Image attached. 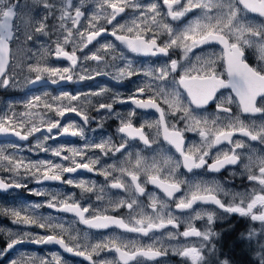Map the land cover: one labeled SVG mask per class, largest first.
<instances>
[{
  "label": "snow or ice",
  "instance_id": "obj_1",
  "mask_svg": "<svg viewBox=\"0 0 264 264\" xmlns=\"http://www.w3.org/2000/svg\"><path fill=\"white\" fill-rule=\"evenodd\" d=\"M34 4H42L47 15L39 21L24 13L19 15L16 11L18 5L11 3V0H0V86L9 87L14 83V77H9L10 69V44L13 42H32L35 38L43 36L50 38L48 17L55 12H59V27L51 33L57 36L55 48L45 49L41 54V61L52 56L55 59H65L70 62V67L63 69L50 67L46 63H29L27 70L35 73L34 78L28 79V84L39 83L47 79L51 84L56 85L61 82H72L73 76L70 74L72 68L78 64L77 51L83 52L98 37L106 34L108 29L105 25H97V21L103 19L106 25H112L113 21L126 9H131L135 18L131 24H121L113 26L110 35L124 46L129 52L140 56H163L168 61L160 67H134L133 61L127 59L123 53L119 57L124 61L123 67L113 65V72L96 71L95 76H111L112 80L120 83L133 76L143 75L150 78L152 83L137 86L134 93L127 98H121L119 94L111 97V102L99 103L96 111L104 110L109 116H114L120 121L117 132L122 134L123 142L118 146L111 142V138L103 139L99 143H85L82 148L63 147L44 148L42 142L38 141L37 147L42 151H50L53 156L60 157L64 161H70L71 166L62 163H54L51 160H39L36 162L24 163L22 159H14L5 154V150L0 148V167L8 165V171L16 177H30L38 183L41 181H58L64 184L75 186L81 189L82 195L90 193L95 188V182L73 178L64 179V173H76L78 170L88 172L99 171L106 180L112 177V172L117 171L121 175L112 179L109 185L112 189L123 190L130 199H119L109 201L113 209L127 208L129 212L139 209L135 215H131L130 221L116 216L105 215L100 212L86 216L90 206L82 207L79 202H72L75 194L59 199L61 193H51L47 190H32L37 196H49L46 206L61 212L72 213L79 222L90 229H108L115 226L124 232L136 233L142 237L155 236L150 244H142L136 240L124 239L117 235L107 237L92 243L89 234L85 232L83 236H71V245L66 243L62 234L69 232L63 223H53L50 216H37L35 210L44 205L33 204L21 206L19 209H3L5 214L13 217V223L20 225H35L41 229L50 230L53 234L32 237L28 233L18 235V238L11 239L0 256L5 255L16 245L31 242L35 244H56L75 256L83 257L91 264H146V261H160L166 258L169 253L179 257L187 258L191 264H210L206 258V253H214L212 240L218 234L213 230L214 220L218 219L215 212L200 210L195 211V215L188 221V227L182 232L163 230L169 227L179 229L182 223L180 216L176 212L184 213L193 209L197 203L212 204L223 210V213L239 214L252 221L264 223V211L259 214L254 213L258 206L264 209V154H258L257 150L249 149L248 153L243 150L248 148L244 140L234 139L239 134L249 141H259L264 144V121L257 124L255 120L245 123L239 116L233 115V105L241 113L264 117V106H258L259 101H264V63L260 67L251 66L246 59V50L253 49L258 53V59L264 62V23L257 24L247 19L248 13L257 14L264 18V0H153L146 6L138 0H94L96 11L89 19V26L82 31L77 25L81 18L85 16L82 8L87 0H79L78 5L73 0H58L57 3L50 0H33ZM162 9H166L163 11ZM110 10V11H109ZM198 13L194 19L189 21L182 29H175L171 23L165 22L168 18L171 21H180L189 13ZM138 13V15H135ZM17 18L19 24L13 25V19ZM70 22L71 26H68ZM21 33L18 36L16 33ZM123 32L124 34H118ZM159 41V43H158ZM72 44L71 52L65 50V46ZM218 44L221 46L220 56L209 53L205 56L196 55L195 62L191 55H195V49L203 46ZM115 44L105 43L101 45L97 52L91 55H84L83 62L95 61L98 64L105 60L104 55L97 54L100 51L107 53L115 49ZM180 50L181 59H172L171 53ZM218 62L220 68L217 67ZM183 69L181 73L180 70ZM87 71V69H85ZM178 76V78H176ZM92 76H79V80L92 79ZM226 90L227 94L224 91ZM110 92L107 87H101L98 91L90 93L94 97L103 96ZM234 94V95H233ZM147 98H141L143 96ZM54 101L67 100L65 106L46 103L44 108L54 111L59 118H64L66 114L75 113L80 117L82 125L75 122L61 125V119H55L46 123V131L49 135L44 136V142L55 139L56 136L70 135L73 137L85 138V126L90 120L86 112L80 111L72 106L73 101L80 99L79 94L71 95L62 92L59 96L52 97ZM34 101L36 103H34ZM41 101L40 96H34L28 100L26 107L31 110L38 106ZM116 103H131L134 108L127 113V118L114 111ZM163 105L167 106V111ZM209 104H215L216 112L212 116L203 114L201 110ZM11 108V106H9ZM136 109L155 110L158 119L154 123H148L147 127L155 129V139H150L144 131L145 125L135 127L132 117L136 114ZM184 124L183 129L177 128L176 124L169 125L168 116L176 118ZM34 113L29 111L16 118V114L5 113L0 116V135L14 136L21 141H27L29 136L41 132V128L35 123H31ZM26 124H31L23 132ZM102 128L103 125H98ZM56 133L53 135V130ZM95 131V130H93ZM192 132L198 134L200 141L198 144L188 145L185 140V133ZM162 135L163 141L179 154V158L165 153L159 145L158 139ZM130 140L140 141L145 148L157 153L151 160L144 157L140 151L128 152ZM229 145L228 150H218L213 156V149H217L224 144ZM155 145V147H154ZM18 149V145H12ZM99 150L102 156H115L119 153H128L124 160L120 161V166L109 165L106 168L97 170L96 165L100 164V157L91 158L87 156L89 151ZM67 151L69 155H62ZM135 157L134 162L132 157ZM87 159V162H78ZM211 159V163H209ZM246 161V162H245ZM243 163L244 172L247 179L257 182L259 191L255 188L250 192L229 193L215 180L212 181H189L179 178L180 169H185L192 173L196 169L207 168L210 172H219L226 166H235ZM23 169V172H21ZM141 175L145 177L141 182ZM128 177L130 180L122 179ZM163 177V178H162ZM146 184H151L160 189L168 199H160L155 193L149 194L146 191ZM185 191L178 199L176 193ZM27 187L19 179L6 182L0 179V189ZM103 192L104 189L99 190ZM231 196L233 203L225 204L220 195ZM147 196L150 203L147 207L150 211H144V207L138 198ZM97 200L103 199L97 195ZM239 202H235V201ZM174 202V208L170 203ZM208 225L207 230L201 231L192 226L191 219H205ZM57 230L60 234H56ZM199 238L195 244H169L167 241H178L179 238ZM102 252H114L116 258L113 260H96ZM52 260L55 264H67L58 254H53ZM11 264H20L19 260H12ZM40 264H51L47 260H40ZM217 264H229L227 260L219 261Z\"/></svg>",
  "mask_w": 264,
  "mask_h": 264
},
{
  "label": "rangeland",
  "instance_id": "obj_2",
  "mask_svg": "<svg viewBox=\"0 0 264 264\" xmlns=\"http://www.w3.org/2000/svg\"><path fill=\"white\" fill-rule=\"evenodd\" d=\"M143 0H138L139 3L143 4ZM50 2L57 3L58 0H50ZM153 2V0H149L148 4ZM186 2V0H185ZM74 4L78 5L79 0H74ZM144 5V4H143ZM147 4H145L146 6ZM131 10V9H130ZM82 11L85 12L84 20L85 24L83 26H80V24L77 25L82 31L86 30L89 26V19L93 15V13L96 11L94 0H87V3L82 8ZM110 11V10H109ZM131 12H133L131 10ZM17 13L19 15H23L24 13H30V15L35 19V21H39L42 17L47 15L46 10L43 8L42 4L37 5L34 4L33 0H21L17 7ZM135 16H128V19H126V16H122L121 20L115 24V26L118 27V25L121 24H131L132 19H134ZM251 21V20H250ZM98 26L100 25H106V22L101 19L100 21L96 22ZM19 24V20H16V25ZM47 24L49 27L50 32V38L49 37H37L34 39L35 43L32 46L30 42H23V43H17L19 49L21 50V58L18 62L15 63V66L10 68L9 71V77H14V83L11 84V86L8 88L6 92L13 94V96H9L8 98H5L3 96H0V116H3L5 113L8 115H12V113L16 114V118H20L22 114L28 113L29 111L33 112L35 115L31 121V123H35L38 127L43 128L47 122L58 119L55 115L54 111H48L44 108V104L51 103L53 104V107L55 108L57 105L59 106H65L69 103L67 100L63 101H54L52 97L59 96L62 92H68L71 95H77L79 96H88L86 99H80L77 101H73L72 106L77 107V109H80L84 112H86L90 117H92L93 112L96 109V103L92 101V98L90 93L98 91L101 87H107L110 89V92L105 93L103 96L96 97L99 100L103 101L102 98H111L112 96L116 95L117 93L121 98H126L127 95L134 93V90L137 86H143V84L146 83H152L150 78H147L143 75H137L133 76L130 79H126L120 83H123V86L119 85H111L109 83L104 84L103 80H101L102 76L106 75H100L95 76L96 71H106V72H113L114 68L113 65L116 67H123L124 61L120 59H113V57H119L117 53L115 54L113 50L108 51L105 53L104 51H100L97 54L104 55L105 60L103 63H97L95 61H87L83 62V56L84 55H91L93 52H97V50H92L91 48L84 49L83 52L77 51V54H80V61L81 65L78 69L71 70L70 74L75 77L74 80L69 82H61L59 83V87H39V89H32L30 90V86L27 83L28 79L34 78L35 73H29L27 70V57H24L22 51H34L35 52V62L37 63V60L41 63H46L50 67H56L63 69L65 67H70V64L65 61H57L54 59V57L49 56L44 61H41V54L45 51V49L50 48L52 51H54L55 47V41L57 40L56 35H52L51 33L55 32L59 27V12H55L53 15L48 17ZM68 26L70 25V22H68ZM19 33V32H18ZM19 36H21V33H19ZM21 40H23V37L21 36ZM65 48L69 49V52L72 51V44H69L65 46ZM100 49V47H99ZM66 50V49H65ZM128 59V58H127ZM132 60V59H130ZM134 67L140 68V67H160L164 63L168 62V59H162L160 63L153 64V63H137L135 59L132 60ZM35 63V64H36ZM87 69V71H85ZM78 73V74H77ZM92 76V79H85L83 81H80L78 78L79 76ZM111 77V76H106ZM134 77L137 79L134 80ZM94 78H97L96 81H94ZM47 80V79H44ZM34 96H40L41 101L38 103V106L34 109L29 110L26 105L28 100H30ZM34 103H36L34 101ZM11 106V108H9ZM115 112L120 113L123 117L126 118V115H124L123 110L121 107L115 109ZM95 116V115H94ZM93 116V118H94ZM97 118L100 120L99 124H95L92 120H90L89 127H85V138L81 139L78 137L76 140H73V143H56L55 145L48 146L47 140L44 142V136H47L48 134H43L41 138L36 137L33 138V144L30 146L27 144H19L18 149H14L12 145L15 144H5L0 145V148L5 150L6 155L12 156L14 159H22L24 163L29 162H36L39 160H51L52 162L56 163L57 161H60L65 166H70V161H64L60 157H55L52 155L50 151H42L40 148L37 147L38 141L42 142V146L44 148H55V147H63L65 149L69 147H77L82 148L85 143H95V141L98 139V142H101L103 139H109L111 138V142L115 144L116 146L119 145V143L123 142L122 139L118 138L119 143L114 142V137L117 136L116 132L110 127L109 122L107 118H109L108 114H102L100 116H97ZM60 119V118H59ZM73 122V121H72ZM103 125L102 128L98 127V125ZM81 125V123H80ZM31 124H26L25 129H21L23 132L26 130L27 127H30ZM82 126V125H81ZM95 130V131H93ZM53 135L56 133V130L53 131ZM34 153L35 155L39 156L36 160H32V157H34L30 153ZM62 155H69L67 151H64ZM88 157H100L101 159L111 157L109 156H102L99 150L95 151H89L87 153ZM115 156H119L121 158H124L126 156V153L122 156L119 153L115 154ZM77 160H81V158L77 157ZM65 162V163H63ZM8 165L5 164L3 167H0V177L5 180L6 182H10L14 179H19L21 183L25 184L27 187L24 188H14L10 191H3L0 193V238L2 240L10 242L11 239L18 238V235H22L23 233H28L32 237L36 236H42V235H50L53 234L50 230L47 229H41L35 225H20L13 223V217L11 215L5 214L2 210L3 209H19L21 206H28L33 204H41L44 205L41 208L35 210V214L37 216H50L52 217V222L56 223L57 220L63 222L62 216L59 215L56 212L49 211L46 209L48 208L46 206L47 201L50 199L49 196H47L49 199L45 202L44 198L45 196H37L34 193H32V188L30 187L31 182L36 181L35 179H32L30 177H23L22 179L19 177H16L13 173L9 172ZM21 172H23V169H21ZM244 174H246L244 172ZM70 185H67L66 189H69ZM39 188V187H38ZM44 190V189H41ZM61 190V188H59ZM260 190V189H259ZM51 193H56L58 191L54 190H47ZM61 195H72L71 193H68L66 191H60ZM77 195V194H76ZM234 201L230 198L227 199V204L233 203ZM235 202H239L238 200ZM148 211H150L148 209ZM147 211V212H148ZM259 211H264V209L258 208L257 214H259ZM230 214L225 213L224 219H228ZM250 224L247 226L246 229H244L237 237V242L241 245L243 252L250 257L251 264H264V223L259 221H252L249 220ZM67 228H69L70 231L73 233H67L62 234L63 238L65 239L66 243H69L71 245L72 241L70 240L71 236H83V234H79L75 228V225L73 223H68V225H65ZM206 229V227H204ZM82 233V232H81ZM56 234H60L59 231H57ZM67 236V237H66ZM117 236L114 232H108V233H97L94 236L89 234V237L91 239L92 243H96L98 241H101L104 238ZM138 239V240H136ZM133 240H136L140 243H142V239L134 238ZM149 241V240H147ZM231 249H233V246H231ZM219 251H216L214 247V253L209 252V255L206 256V258L209 259L210 264H217V260L224 261L227 260L229 264H236L232 263L230 256L228 253H224L221 257H219ZM13 254L9 258L6 259L7 255ZM53 254H58L62 260L67 261V264H89L79 261H73L69 256H65L59 249L56 247L44 248H30V247H22L20 249H16L15 251L6 253L3 257L0 256V264H11L12 260H19L20 264H40V260H47L51 262V264H55V262L52 260ZM116 256L114 254H110L109 252H102L99 257H95L96 260H113ZM146 264H171V262L168 261H158V262H151L146 261ZM181 264H191L190 260L185 259V261H181Z\"/></svg>",
  "mask_w": 264,
  "mask_h": 264
},
{
  "label": "flooded vegetation",
  "instance_id": "obj_3",
  "mask_svg": "<svg viewBox=\"0 0 264 264\" xmlns=\"http://www.w3.org/2000/svg\"><path fill=\"white\" fill-rule=\"evenodd\" d=\"M20 1L21 0H11V3L18 5ZM148 1L149 0H143L142 2L145 5V4H148ZM160 2L162 3V0H160ZM182 2H185V0H182ZM16 11H17V8H16ZM163 11H166V9H162V13H163ZM135 15H138V13H136ZM196 15H198V13H196V12L189 13L186 17L182 18L180 21H171V19L168 18L165 22L171 23L175 29H182L189 21L194 19ZM122 16H126L125 20H127L128 16H134V13L131 12L130 9H126L125 13L120 14L116 18V20L113 21L112 25H108L107 33L102 34L101 37H98L97 41H94L91 45L88 46V48H91L92 50H97V49H99V47H101V45H103L105 43H113L116 46L115 49L113 50L115 54L117 53V55H120L121 53H123L124 56L127 57L128 59H132V60L135 59L137 63H142V64L145 62L158 64V63H160V61H162L163 58L168 59L167 57H163V56H140V55H136L134 53L129 52L118 41H115V39L110 35V33H111L113 26H115V24L121 20ZM247 19L251 20L257 24L264 23V18H261L257 14H254V13H248ZM16 20H17V18L13 19L14 31H15V26H16ZM85 20H84V17L81 18V21H83V23L81 22L80 26H83L85 24ZM16 34L19 36L18 32ZM118 34H124V33L118 32ZM30 43L33 46L35 41H32ZM158 43H159V41H158ZM10 49H11V52H10V68H11V67L15 66V63L20 60L21 50L19 49L17 42L11 43ZM65 49H66V51L69 52L68 48H65ZM26 52L27 51H25V50L22 51L24 57H27V64H29V63L35 64L36 63L35 62V59H36L35 52L34 51H31V52L28 51L27 54H26ZM194 53H195V55L190 54L193 62H195L196 55L205 56L209 53H214L216 56H220L221 46L218 44L203 46L201 49H195ZM181 55H182V53L180 50H175L171 53V58L180 60ZM77 56H78V64L73 69H78L81 65L80 54H77ZM246 59H247V62L253 67H260L261 63H264L258 59V53L253 49L246 50ZM55 60H57L59 62H60V60L65 61V62L70 64V62L65 60V59H55ZM37 62H39V60H37ZM168 62H170V61H168ZM217 67L220 68L219 62L217 64ZM220 70L222 71V68H220ZM9 71H10V69H9ZM180 72L182 73L183 69H181ZM74 78L75 77H73V80H74ZM176 78H178V76ZM136 79L137 78L134 77V80H136ZM96 80H97V78H94V81H96ZM101 80L104 81L103 82L104 84L109 83V84L114 85V86H116V85L123 86L124 85L123 83H117L116 81L112 80L111 77L102 76ZM69 83H71V82H69ZM48 85L58 88L60 84L53 85L48 80H42L39 83L29 84L30 90L39 89V87L45 88ZM9 87L0 86V96H3L5 98H8L9 96H13V94L6 92ZM222 91H224L225 94H227L226 90H222ZM132 94L133 93L127 95L126 98ZM87 97L88 96H81V99H86ZM91 98H92V101L96 103V106L99 103L111 102V98H102L103 101L99 100L98 98H96L94 96H91ZM141 98H147V96L145 95ZM161 106L164 107L165 110L167 111L166 105H163L161 103ZM258 106H264V101H259ZM116 107L117 108L121 107V109L124 112V115H126V118H127V113L130 112L134 108V105H132L131 103H116V104H114V111H115ZM232 107H233V115L239 116L240 119L243 120L246 124L251 123L253 120H255L257 124L264 121V117H261L259 114H257L256 116L243 114L240 112V110L235 105H233ZM78 110H80V109H78ZM80 111H82V110H80ZM201 112L203 114L212 116L216 112L215 104H209L205 109L201 110ZM102 114H107V113L104 110H101L99 112H97L95 110L92 114V117L95 115L94 119L92 121L95 122V124H99L100 120L97 118V116H100ZM158 115L159 114L156 113L155 110L136 109V114L134 117H132V123L135 127H140L142 124L145 125V127H144L145 133L147 135H149L150 139H155L156 138L155 137V129L148 128L147 124L148 123H154L158 119ZM179 115L180 114L177 113L176 118H173L171 115H169L167 118L168 123H169V125L176 124L177 128L183 129L184 124L182 121L178 120ZM60 119H61V125L65 124V123H70L72 121L77 123V124L81 123V125H82V121H81L80 117L77 116L75 113L66 114V116L64 118H60ZM107 120L109 122L110 127L117 134V136L114 137V142L118 144L119 143L118 138L122 139V134H119L117 132V128L120 126V121L118 119H116L114 116H109V118H107ZM85 127H89V124ZM43 134H48L45 126L43 128H41V132L35 133L32 136H29V139L27 141H21L18 138H15L14 136L0 135V145L2 146L5 144H15V145L27 144L30 146L31 144H33V141H34L33 138H36V137L41 138L43 136ZM77 138L78 137H73L70 135L56 136L55 139H50L48 141V144H46V145L52 146V145H55L56 143H59V142H61V143H68V142L73 143V140H76ZM234 139H241V140L245 141V143L248 145V148H245L243 150L245 153H248L249 149H255V150H257L258 154H264V144H261L259 141H249L246 137H242L239 134H237L234 137ZM185 140H186V144H188V145L198 144L200 141V137L196 133L187 132V133H185ZM97 142H98V139L95 141V143H97ZM158 143L165 150L166 154L172 155L173 157H175L177 159L179 158V154L176 153L173 148L168 146L166 144V142L163 141L162 135L159 137ZM129 144L131 145V147H129L128 152L134 153L136 151H140L141 154L144 157H146L148 160H151L153 156L157 155V153L153 152L151 149L145 148V146L138 140H130ZM154 147H155V145H154ZM228 148H229V145H227L225 143L224 145L219 146L217 149H213L212 150L213 156L215 155L216 151L228 150ZM30 154H32L34 156V157H32L33 161L39 157L32 152ZM127 155H128V153H126L125 157H127ZM125 157L124 158H121L119 156L107 157V158L101 159L100 164L96 165L95 167L97 170L106 168L109 165H116L117 167H119L120 161L124 160ZM91 158H96V157H91ZM132 159L134 162L135 157L133 156ZM65 162H63V163H65ZM78 162H87V159L79 160ZM211 162H212L211 159H209V163H211ZM56 163H61V162L57 161ZM120 175L121 174L119 172L113 171L112 177L109 178L108 180H106L105 177L99 173V171L88 172L86 170H78L76 173H71V174L64 173V179H68V178H73L75 180L83 179V180L90 182L89 186H91V182H95L96 186H95V188H93V191L90 193H84L83 195L81 193V189H79L75 186H69V189H66L67 184H64V183L58 182V181H41L39 183L37 181H34V182H31L30 187L32 188V190L44 189V190H54V191H58V192L66 191L68 193L75 194L73 197V200H70L69 202L70 203L79 202L82 207L90 206L89 213H86L85 214L86 216L90 217L92 214H94L96 212H100V213L105 214V215L116 216L118 218L125 219L126 221H130L131 215H135L136 212L139 211V209H136L135 211L130 213L127 208L113 209V207L109 203V201L115 202V201H118L119 199H130L129 196L123 190L112 189L109 187V185L112 182V179L118 178V177H120ZM179 178H184V179H187L189 181H196V180L212 181V180H215V181H218L224 187V189L229 193L250 192L254 188L256 191H259L258 183L249 181L247 179V174H244L243 163H238L235 166H226L224 169H221L219 172H210L207 170V168H204V169H196L192 173H188L185 169L181 168L180 172H179ZM0 179H2V178L0 177ZM122 179L130 180V178H128V177H123ZM144 179H145V177L143 175H141V182L142 183H143ZM145 187H146V191L149 194L155 193L162 200L168 199L167 197L164 196L163 192L160 189L156 188L155 186H153L151 184H146ZM59 188H61V190H59ZM101 188L104 189L103 192L99 191ZM12 189H14V188H11L8 190L0 189V193H2L3 191H10ZM184 191H185V189L182 186V191L180 193H176L174 199H178L180 196H182ZM32 193H33V191H32ZM97 195L102 196L103 199L97 200L96 199ZM65 196L66 195H64V194L60 195L59 199L63 200L65 198ZM220 198L222 199V201L226 205H227V199L228 198H230L232 200L231 196H224L223 194L220 195ZM48 199L49 198L47 196H45V198H44L45 202ZM138 200L142 204V206L144 207V211L147 212L149 209L147 207V205L150 203L147 196L139 197ZM170 206L172 208H174V202L170 203ZM258 208H259V206L253 210L254 213L257 212ZM47 210H49V211L51 210V211L56 212L62 216L63 222L57 220L56 223H63L64 226L68 225V223H73L75 225L74 229H76L79 234H84L85 232H87L88 234H91L94 236L97 233L114 232L117 235L123 237L124 239H129V240H133L134 238L142 239L143 240L142 244H145V245L150 244L152 242V239L155 238V236L161 235V233H156L155 236H153V234H150L149 237H142L136 233L124 232V230L119 229L115 226L109 227L108 229H90L86 225L81 224L79 222L78 218L75 217V215L72 213L61 212V211H58L56 209H52L49 207L46 209V211ZM200 210H207V211L215 212L217 217H219L218 219L214 220V223L212 225L213 230L218 234L216 237L213 238L212 243H213L216 251H219L218 252L219 257H221L224 253H227L226 248L224 247V241L223 240L219 241V245H218V239L220 240V236H221V232H222V231L220 232V230L222 229V227L227 226L230 222H232L234 220H236V222H241L242 219L244 221H249L250 220L249 218L241 217L239 214H230L228 219H224L225 213H223V210L218 209V206H215L212 204L197 203L196 205L193 206V209L187 210L184 213H180V212L175 213L176 215L180 216L181 221H182L179 229H173V228L169 227L168 229L163 230V231L165 234L168 231H172V232L184 231L188 227V224L183 222V221H188L192 216L195 215V211H200ZM190 222H191L192 226L196 227L197 229H199L201 231L207 230V228H208L206 218L205 219H199V220L191 219ZM243 225H244V223H243ZM204 227H206V229H204ZM69 233H73V232L69 230ZM224 236H225V233H224ZM150 237L152 239H150ZM136 240H138V239H136ZM147 240H149V241H147ZM198 240H199V238H196V237H190V238H182L181 237L178 239V241H167V243L176 244L179 242L182 245L183 244L191 245V244L197 243ZM8 243L9 242L4 241V240H2V238H0V251H3V249L6 248ZM51 245L53 247H56L57 249H59L65 256H69L73 261H79L81 263L84 262V263L91 264L90 261L84 259L83 257L75 256L71 253L64 252V250L62 248H60L59 245H56V244H35V243H31V242H25V243H22L21 245H16L9 252L12 253L16 249H20L22 247H27V248L30 247V248H39L40 249L41 247H44V248L51 247ZM109 253L114 254L116 256V254L114 252H109ZM12 255L13 254L7 255L6 259H9ZM205 255L208 256L209 253H206ZM3 256H1V257H3ZM13 257H14V255H13ZM185 259H187V258L179 257V256H177L171 252L169 253V255L166 258H163L164 261L171 262V264H181V261H185ZM158 261H160L159 258H158ZM158 261H151V262H158Z\"/></svg>",
  "mask_w": 264,
  "mask_h": 264
},
{
  "label": "trees",
  "instance_id": "obj_4",
  "mask_svg": "<svg viewBox=\"0 0 264 264\" xmlns=\"http://www.w3.org/2000/svg\"><path fill=\"white\" fill-rule=\"evenodd\" d=\"M244 223V225H243ZM250 222L244 221L236 222V220L230 222L227 226L222 227L220 230L221 236L219 241H224V247L229 254L231 262L236 264H251L250 257H248L242 250L241 245L237 242L238 235L247 228ZM225 233V236H224ZM233 246V249H231Z\"/></svg>",
  "mask_w": 264,
  "mask_h": 264
},
{
  "label": "water",
  "instance_id": "obj_5",
  "mask_svg": "<svg viewBox=\"0 0 264 264\" xmlns=\"http://www.w3.org/2000/svg\"><path fill=\"white\" fill-rule=\"evenodd\" d=\"M16 138V137H15ZM22 244V243H21ZM21 244H18V245H21Z\"/></svg>",
  "mask_w": 264,
  "mask_h": 264
}]
</instances>
